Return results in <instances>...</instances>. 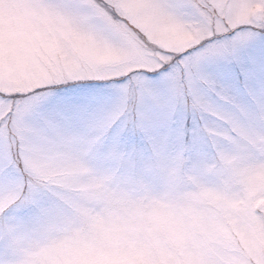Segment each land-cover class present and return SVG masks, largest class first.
Here are the masks:
<instances>
[{"label":"snow or ice","instance_id":"6c2138e0","mask_svg":"<svg viewBox=\"0 0 264 264\" xmlns=\"http://www.w3.org/2000/svg\"><path fill=\"white\" fill-rule=\"evenodd\" d=\"M0 264H264V0H0Z\"/></svg>","mask_w":264,"mask_h":264}]
</instances>
